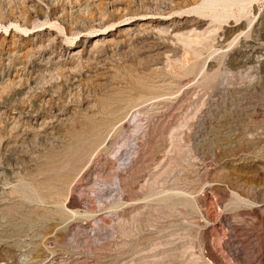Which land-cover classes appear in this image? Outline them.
Segmentation results:
<instances>
[{
  "label": "rangeland",
  "instance_id": "obj_1",
  "mask_svg": "<svg viewBox=\"0 0 264 264\" xmlns=\"http://www.w3.org/2000/svg\"><path fill=\"white\" fill-rule=\"evenodd\" d=\"M0 264H264V0H0Z\"/></svg>",
  "mask_w": 264,
  "mask_h": 264
},
{
  "label": "bare ground",
  "instance_id": "obj_2",
  "mask_svg": "<svg viewBox=\"0 0 264 264\" xmlns=\"http://www.w3.org/2000/svg\"><path fill=\"white\" fill-rule=\"evenodd\" d=\"M230 1H231V0H230ZM215 3H216V2H215ZM202 6H203V5H202ZM228 10H229V8H228ZM170 15H172V14H170ZM159 23H160V22H159ZM183 25H184V24H183ZM126 29H127V28H126ZM131 29H132V28H131ZM103 30H104V29H103ZM128 30H129V29H128ZM28 31H29V30H28ZM28 31H27V32H28ZM104 35H106V32H105V33L102 32L101 36H104ZM53 38H54V37H53ZM71 45H72V44L69 45V47H68L69 49L71 48ZM70 51H71V50H70Z\"/></svg>",
  "mask_w": 264,
  "mask_h": 264
}]
</instances>
